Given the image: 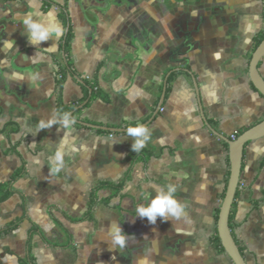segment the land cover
<instances>
[{
  "label": "crops",
  "instance_id": "1",
  "mask_svg": "<svg viewBox=\"0 0 264 264\" xmlns=\"http://www.w3.org/2000/svg\"><path fill=\"white\" fill-rule=\"evenodd\" d=\"M29 13H52L65 35L31 45ZM263 33L264 0H0V184L12 190L0 202V264H232L211 237L225 139L264 119L248 71ZM67 61L60 99L77 103V122L65 168L50 175L64 131L36 125L60 112L56 72ZM258 71L264 79V57ZM136 124L151 131L140 152L126 131ZM169 184L184 218L136 216ZM238 189L234 239L246 264H264V136L244 146ZM113 222L134 237L123 250L110 248Z\"/></svg>",
  "mask_w": 264,
  "mask_h": 264
},
{
  "label": "clouds",
  "instance_id": "2",
  "mask_svg": "<svg viewBox=\"0 0 264 264\" xmlns=\"http://www.w3.org/2000/svg\"><path fill=\"white\" fill-rule=\"evenodd\" d=\"M22 24L27 29L29 43L33 46H39L44 42L55 37L56 42L65 35L63 26L54 19L53 14L49 13L47 17H33V14L23 18ZM14 44L15 42L12 41ZM55 45H52L48 50H54ZM9 46H12L11 44ZM76 119L69 112H54L47 120L42 119L36 125V133L45 129H51L59 124L64 131V135L56 146L54 155L50 157V175H57L65 168V148L70 143L69 137L72 135L73 126L76 124ZM128 137L134 141L132 144L133 152L142 151L151 140L150 129L143 124L129 126L126 129ZM35 133V134H36ZM163 143V141H161ZM39 163V161H37ZM155 197L150 198V202L141 204L136 208L139 218L147 219L150 224L155 225L158 219L164 222L169 220H180L186 216V205L181 200L176 198L177 189L174 185L169 184L166 187H161L155 190ZM110 236V248L115 251L123 250L128 246L129 240L133 236L126 234L117 222H113L108 228ZM114 258V257H113ZM138 264H149L147 259H142Z\"/></svg>",
  "mask_w": 264,
  "mask_h": 264
},
{
  "label": "water",
  "instance_id": "3",
  "mask_svg": "<svg viewBox=\"0 0 264 264\" xmlns=\"http://www.w3.org/2000/svg\"><path fill=\"white\" fill-rule=\"evenodd\" d=\"M263 57L264 38L251 54L248 66L249 77L252 84L264 97V79L258 71V64ZM164 95L165 93L162 94L158 109L161 107ZM263 136L264 119L240 133L235 139H225L228 144L229 175L226 182L224 197L219 207L216 231L224 252L230 258L232 264H246L239 246L229 228V214L235 199L236 191L239 188L243 150L247 142L259 139Z\"/></svg>",
  "mask_w": 264,
  "mask_h": 264
},
{
  "label": "trees",
  "instance_id": "4",
  "mask_svg": "<svg viewBox=\"0 0 264 264\" xmlns=\"http://www.w3.org/2000/svg\"><path fill=\"white\" fill-rule=\"evenodd\" d=\"M60 17L63 20H66L67 19L65 17V14H63V12H60ZM71 37H72V33H71V30L69 29L68 32H67V34H66L65 40L61 43V48L64 49L65 53L68 52V48H69V43H70ZM263 38H264V33L260 36V38L256 42L255 48L262 41ZM69 67H70V62L69 61H67L66 64L59 63L58 66H57V72H56V76H57V79H56V90H57V101H58L57 105H58V108H59V110H60V112L62 114L64 112H69L73 107H75L77 105V103H74L72 106H69V107L63 106L62 101L60 99V92H61V89L63 87L64 80H65L66 76L69 73ZM88 85L90 86V88L92 90V95H91L92 97L93 96H101V94L99 92V89L96 86L95 82H93V83L91 82ZM84 90H87V89L84 87ZM87 95L88 94H87V91H86L83 99H85L87 97ZM83 99H81L78 103H80ZM145 154L147 156L150 155L149 153H145ZM22 171H23L22 168L19 169L17 172H15L13 174L12 178H15L18 175H20L22 173ZM228 175H229V171H227V174H226V177H225V186H224V189H223L222 194H221L222 195V199L224 197V193H225V188H226V182H227V179H228ZM104 185H106V186L107 185L108 186H112L111 184H107V183H105ZM11 192H12V190H11L9 184H0V202L1 201H4L7 197H9V195L11 194ZM238 193H239V189H237V191H236L235 198H237ZM234 206H235V202H233V205H232V208H231V211H230V214H229V228L231 230L232 236H233V232H232V228H233L232 219H233V214H234ZM218 213H219V208L215 212V224L217 222ZM0 232H1V230H0ZM211 242L213 243L214 247L216 249H218V251L220 253L225 254L224 249H223V247L221 245L220 239H219V237L217 235L216 227H215L214 233H213V235L211 237ZM239 249H240L241 254H242V249L240 248V246H239Z\"/></svg>",
  "mask_w": 264,
  "mask_h": 264
},
{
  "label": "built area",
  "instance_id": "5",
  "mask_svg": "<svg viewBox=\"0 0 264 264\" xmlns=\"http://www.w3.org/2000/svg\"><path fill=\"white\" fill-rule=\"evenodd\" d=\"M231 138H232V139H235V135H232Z\"/></svg>",
  "mask_w": 264,
  "mask_h": 264
}]
</instances>
